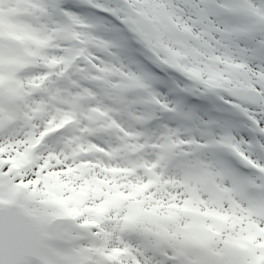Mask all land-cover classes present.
I'll return each instance as SVG.
<instances>
[{
	"label": "snow or ice",
	"instance_id": "obj_1",
	"mask_svg": "<svg viewBox=\"0 0 264 264\" xmlns=\"http://www.w3.org/2000/svg\"><path fill=\"white\" fill-rule=\"evenodd\" d=\"M0 264H264V0H0Z\"/></svg>",
	"mask_w": 264,
	"mask_h": 264
}]
</instances>
